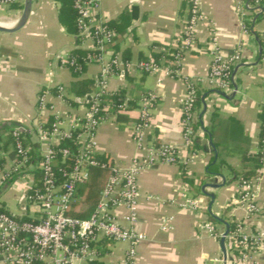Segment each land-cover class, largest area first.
Instances as JSON below:
<instances>
[{"label": "crops", "instance_id": "0c3cea01", "mask_svg": "<svg viewBox=\"0 0 264 264\" xmlns=\"http://www.w3.org/2000/svg\"><path fill=\"white\" fill-rule=\"evenodd\" d=\"M195 1L203 19L196 27V44L182 55L177 71L166 75L139 68L140 61H153L155 55L176 49L190 3ZM99 3L98 14L106 22L115 20L124 11L130 19L106 52V58L115 55L119 61L108 78L106 91L108 94L121 91L126 106L120 112L111 108L115 114L98 126L96 155H106L111 164L125 166L139 153L131 127L138 120L141 98L148 93H153L155 100L150 105L146 141L154 145L175 144L180 157L194 154L189 164L156 163L139 172L136 228L146 239L136 247L134 264H224L226 256L220 238L226 223L229 229L231 222L241 220L247 228L264 232V167L255 170L258 177L255 200L259 209L254 215H247L237 201L239 180L226 167L219 166L218 172H210L213 174L207 172L211 160L242 172L249 164L243 158L260 151L264 0L259 6L249 8L244 0H99ZM23 4L24 0L0 2L2 26L11 28L16 24ZM60 5L59 0H32L28 18L19 29L0 31V127L7 123L23 126L26 145L34 157L30 168L0 187V207L14 215L23 212L22 192L24 184L31 179L27 174L34 179V165H38L36 125L55 115L63 127H68L72 117L84 111V104L78 98L95 90L99 75L98 63L86 64L78 75L60 65L63 54L92 48L91 39L68 32L60 22ZM212 37L225 56L238 48L242 62L232 67L229 91L204 84L199 87L207 91L196 107L197 135L188 148L182 142L181 101L186 79H205L208 74ZM170 63L158 57L160 66ZM83 78L93 80L94 85L83 96H75L71 84ZM56 85L63 86L64 97L58 95ZM43 92H47L46 108L40 109L38 97ZM7 139L8 131L0 129V167L4 168H9L15 160L13 145L6 143ZM217 174L224 176V185L205 188L214 194L212 200L201 187ZM221 175L217 176L218 182H222ZM187 198L198 200L199 206L182 207L180 203ZM83 205L79 201L73 205V211H79ZM28 213L32 212L28 210ZM114 213L123 219L125 209L118 207ZM205 224H212L214 232H209ZM227 234L224 247L230 260L233 246ZM98 245V264H130L126 263L127 244L103 240ZM0 264H8L1 254ZM247 264H264V248L257 250Z\"/></svg>", "mask_w": 264, "mask_h": 264}, {"label": "built area", "instance_id": "2783aa9c", "mask_svg": "<svg viewBox=\"0 0 264 264\" xmlns=\"http://www.w3.org/2000/svg\"><path fill=\"white\" fill-rule=\"evenodd\" d=\"M244 1L247 8L259 6L262 2ZM72 5L77 13V36L92 41L85 62L100 65L96 88L83 98H78L77 101L84 104V111L79 116H73L68 127H63L55 115L50 128L43 127L41 122L36 125L40 150L38 165H34V170L38 169L40 175L36 177L34 172L33 179L31 174H27L31 179L24 184L22 213L14 215L0 210V254L8 264H95L100 257L98 243L103 240L127 244L126 263L134 264L136 247L146 239V235L136 228L139 172L156 163L189 164L194 155L191 153L190 156L180 157L175 144L154 145L146 141L150 105L155 100V95L148 93L141 98L138 120L131 127L139 153L125 166H109V174L99 191L98 201L88 217L81 218L70 213L77 198V187L86 182L90 167L105 166L96 158V130L111 114H115L109 104L102 103V98L108 94V78L119 62L115 55L106 58L107 46L114 41L117 33L99 16V0H73ZM202 19L196 1L191 2L172 64L164 67L152 61H140L139 68L166 75L176 72L182 55L196 44V27ZM210 46L211 58L206 78L186 79V92L181 101L182 142L188 148L193 145L197 135L195 103L199 87L204 84L229 91L233 79L232 67L242 62L239 49L225 56L217 48L213 37ZM74 64L70 53L60 57L62 67L69 68ZM76 69H80V66H76ZM56 90L59 96L64 97L63 86L56 85ZM46 94L43 92L38 97L40 109L46 108ZM125 106L126 102L123 101L119 111H123ZM12 136L15 160L9 168L0 167V187L13 176L26 171L31 164L30 149L21 139L20 131L14 129ZM259 138L262 144L261 167H264V129H260ZM62 140L71 142L74 150L66 146L56 149ZM67 159L71 160L70 164L58 166L65 164ZM238 180L237 201L244 206L247 215H254L259 209L255 200L258 177ZM180 205L196 209L199 202L187 198ZM118 207L125 209L123 219L114 213ZM28 210L32 212L30 215ZM233 223L234 228L227 234L232 242L233 254L230 260L226 255L224 264H247L257 250L264 248V232L247 228L241 220ZM205 228L209 232L215 229L212 224H205Z\"/></svg>", "mask_w": 264, "mask_h": 264}, {"label": "trees", "instance_id": "16d2710c", "mask_svg": "<svg viewBox=\"0 0 264 264\" xmlns=\"http://www.w3.org/2000/svg\"><path fill=\"white\" fill-rule=\"evenodd\" d=\"M61 5H60V12H59V20L60 22L64 25L66 30L70 33L76 34L78 33V28L76 26V10L74 9L72 5L73 0H59ZM14 6V5H12ZM127 11H124L118 18L112 21H107V25L113 29L116 33L118 31H121L126 27L128 24L127 19H130L128 17ZM176 49L172 48L167 50V52H161L158 55H155L156 58H154L153 63L158 62V57L164 60L165 63H170L173 60V56L175 54ZM88 51L84 49H74L72 52H70L71 56L75 60V64L73 66H69V69L73 72L74 75H78L81 73L85 67H86V62H85V57L87 56ZM76 66H80V69H76ZM94 85L93 80L90 79H79L76 81H73L71 84V91L75 96H83L85 93L89 92ZM207 90H198L197 91V96H196V103H195V108L199 107L200 102H201V96L203 93H205ZM123 93L121 91L114 92L112 94H107L103 96L102 98V103L109 104V106L117 111H119V106L123 102ZM73 104H76V101L73 102ZM260 129H264V107L262 108L260 112ZM120 120H123V117H119ZM55 121L53 116H49L46 118L45 121L42 122V126L45 128H50L52 123ZM1 130H7L8 131V139L6 143H11L13 145L14 142V137L12 136V131L14 129H18L20 131V137L23 140L24 144L26 143V129L15 123H7L4 124L0 127ZM70 147L72 150H74V145H72L71 142L67 140H62L55 148L58 149L60 147ZM262 147V144L260 143V149ZM261 150L256 154L252 156H245L243 158V161L246 163H249L246 165V170L242 172H238L235 170L233 167L222 163V162H216L212 163V160L208 162L207 168H208V173L210 172H218L219 166H224L226 167L230 173L232 174L234 179H249L254 176H256V168H259L262 166V158H261ZM96 158L99 160V162L105 163L104 167H101L100 165L97 166H92L89 169V176L84 184H81L77 187V198L73 202L72 205H76L79 203V201H83L84 205L79 211H71L70 213L74 216L81 217V218H86L88 217L97 201H98V195L99 191L104 185V182L109 174V166H111V161L106 155H96ZM34 160V157L30 155V163ZM60 163V162H59ZM71 163L70 159H67L65 164H59L58 166H67L68 164ZM56 166V168L58 167ZM35 172L36 177H39L40 173L38 169L33 170V173ZM19 175V174H18ZM14 177V176H13ZM12 179V178H11ZM0 210L6 211L3 207H0ZM234 228V223L231 222L228 232H231L232 229ZM95 264H98V262H95Z\"/></svg>", "mask_w": 264, "mask_h": 264}, {"label": "water", "instance_id": "95a60500", "mask_svg": "<svg viewBox=\"0 0 264 264\" xmlns=\"http://www.w3.org/2000/svg\"><path fill=\"white\" fill-rule=\"evenodd\" d=\"M31 6H32V0H24L22 13H21L18 21L16 22V24L13 27H11V28L2 26L0 24V31L1 32H10V31H15V30L19 29L26 22V20L28 18V15L30 13ZM203 99H204V96L202 97V100ZM203 105H204V108H203L202 111L205 110V103L204 102H203ZM210 144H211V146L213 148V151L215 153V156H216V154H217L216 153V149H215V147L213 145L211 137H210ZM210 174H213V173H210ZM218 175H221V174H217V176ZM217 176L215 178H213L212 180L204 182L202 187H201L202 192H204L205 194L210 196L212 200L214 198V194L210 193V192H206L205 188H207V187H209V188H218V187L224 185V180H225L224 176L221 175L222 182H218ZM227 232H228V224L226 223V230L224 231V233L222 234V236L220 238V246H221V249L223 251V255L224 256H226V250H225V247H224V241H225V236H226Z\"/></svg>", "mask_w": 264, "mask_h": 264}, {"label": "bare ground", "instance_id": "6f19581e", "mask_svg": "<svg viewBox=\"0 0 264 264\" xmlns=\"http://www.w3.org/2000/svg\"><path fill=\"white\" fill-rule=\"evenodd\" d=\"M1 24V23H0ZM1 25H3V24H1Z\"/></svg>", "mask_w": 264, "mask_h": 264}, {"label": "rangeland", "instance_id": "374dc122", "mask_svg": "<svg viewBox=\"0 0 264 264\" xmlns=\"http://www.w3.org/2000/svg\"><path fill=\"white\" fill-rule=\"evenodd\" d=\"M238 49V48H237Z\"/></svg>", "mask_w": 264, "mask_h": 264}]
</instances>
